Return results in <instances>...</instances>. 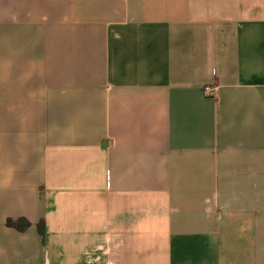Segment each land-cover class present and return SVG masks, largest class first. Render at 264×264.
<instances>
[{
	"label": "crops",
	"instance_id": "1",
	"mask_svg": "<svg viewBox=\"0 0 264 264\" xmlns=\"http://www.w3.org/2000/svg\"><path fill=\"white\" fill-rule=\"evenodd\" d=\"M0 264H264V0H0Z\"/></svg>",
	"mask_w": 264,
	"mask_h": 264
},
{
	"label": "built area",
	"instance_id": "2",
	"mask_svg": "<svg viewBox=\"0 0 264 264\" xmlns=\"http://www.w3.org/2000/svg\"><path fill=\"white\" fill-rule=\"evenodd\" d=\"M202 90L205 94L211 95L213 93V85L208 82L202 84Z\"/></svg>",
	"mask_w": 264,
	"mask_h": 264
},
{
	"label": "trees",
	"instance_id": "3",
	"mask_svg": "<svg viewBox=\"0 0 264 264\" xmlns=\"http://www.w3.org/2000/svg\"><path fill=\"white\" fill-rule=\"evenodd\" d=\"M7 222H8V223H11V224L13 223V222H11V221H9V220H8Z\"/></svg>",
	"mask_w": 264,
	"mask_h": 264
}]
</instances>
